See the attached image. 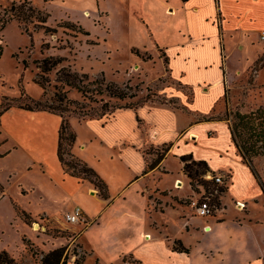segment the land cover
<instances>
[{"label":"crops","instance_id":"1","mask_svg":"<svg viewBox=\"0 0 264 264\" xmlns=\"http://www.w3.org/2000/svg\"><path fill=\"white\" fill-rule=\"evenodd\" d=\"M126 18L144 37L143 42L133 40L128 50L137 60L143 54L163 59L172 76L192 91L191 99L182 89L170 92L187 111L142 104L88 119L69 118L76 133L71 152L104 180L105 199L89 179L68 172L60 160L62 117L24 109L20 113L33 121L42 117L37 147L34 137L23 142L11 131L9 137H16L43 173L52 176L57 195L40 191L41 198L60 197L73 204L37 215L65 229V214L75 206L83 209L86 222L71 228L70 240L53 238L58 247L85 250L80 264H93V256L94 264H126L127 256L139 264H264V175L244 161L229 121L203 119L230 89L234 74L257 55L264 0H135L121 17L123 24ZM7 114L15 115L8 109L0 118L1 129ZM152 147L168 151L159 166L146 171ZM188 154L208 162L205 178L213 185L227 186L209 216L197 214L191 203L202 195L183 170L181 156ZM217 175L222 183L214 180ZM179 243L187 251L176 249ZM68 264H77L76 259Z\"/></svg>","mask_w":264,"mask_h":264},{"label":"rangeland","instance_id":"2","mask_svg":"<svg viewBox=\"0 0 264 264\" xmlns=\"http://www.w3.org/2000/svg\"><path fill=\"white\" fill-rule=\"evenodd\" d=\"M14 2L16 7L12 8ZM133 6L135 0H0V18L14 15L0 30V111L10 107L15 114H7L4 129L0 128V182L5 187L3 194L0 192V250L11 253L18 264H40L43 254L58 248L54 236L70 240L74 233L71 228L86 222H67L66 228L60 229L48 217L37 215L46 209L52 212L73 204L68 199L61 201L60 197L41 198L40 191H51V196L56 197L54 187L51 188L52 176L43 173L32 153L18 145L16 137L19 134L23 142L34 137L36 148L43 129L39 120L42 117L31 120L20 112L32 110L23 107L44 108L42 111L68 120L72 116L82 119L80 115H86L84 119L98 117L118 107L142 104L187 111L188 106L170 96V92L182 89L191 99L192 91L172 76L163 59L156 61L154 56L143 54L137 60L128 50L133 40L144 41L127 18L124 24L121 21ZM46 17L47 21L42 22ZM262 30L258 44L255 42L257 55L246 60V66L232 77L230 94L234 111L250 113L264 109ZM164 39L173 43L172 38ZM46 58L58 59L59 63L44 70L41 64ZM115 88L124 97L113 96ZM208 116L226 117L223 99ZM9 131L16 137H9ZM161 150L152 147L148 151L155 158ZM250 156L252 164L264 175V154L250 153ZM64 157L68 162L77 160L69 154ZM80 167L79 163L76 171ZM193 188L208 197L197 182ZM152 197H156L158 204L159 196L154 193ZM19 210L32 214L30 223L18 214ZM63 246L68 261L71 258L81 261L85 257V250L79 246ZM91 261L94 264L96 257ZM125 263L139 264L128 256Z\"/></svg>","mask_w":264,"mask_h":264},{"label":"trees","instance_id":"3","mask_svg":"<svg viewBox=\"0 0 264 264\" xmlns=\"http://www.w3.org/2000/svg\"><path fill=\"white\" fill-rule=\"evenodd\" d=\"M26 1V0H25ZM15 2L13 3L12 8H15ZM13 14L11 16H7L5 18H0V30H2L7 23H9L13 19ZM47 17L42 20V22H46ZM50 59H44L42 61L41 67L44 70H49L51 67L55 66L58 59L56 61ZM167 60V59H166ZM76 85V84H74ZM115 86V84H113ZM111 87V85H110ZM83 93L84 91L81 90ZM112 95L117 97H124V95L119 91L118 88L112 89ZM225 108H226V117L225 118H217L213 116H204V120L211 119H223L229 121L230 129L233 135V140L241 153L244 161L250 165L254 166L251 161L250 153H254L255 155L264 154V109L258 108L255 111H251L250 113H243L241 111H234L231 104V94L230 89L226 90V93L223 97ZM38 102L35 103L37 105ZM10 107L4 108L0 111V118L5 111H7ZM30 110H44V108L39 107H23ZM82 119L86 117V115H80ZM89 116V115H88ZM62 117L61 127L59 131V145H58V155L62 163L64 164L66 170L72 169L73 174H76L80 177L89 179L97 188H99L101 195L103 198H108L107 193V185L104 180L99 176V174L89 166L85 161L76 157L72 154L71 150L76 141V133L72 129L70 122L65 117ZM260 143V145H258ZM168 151V147L162 148L161 152L156 154V157L153 158L151 162L148 163L146 171H150L155 167L159 166V164L164 159L166 153ZM65 154L71 155L73 158L77 159L76 161H65ZM1 156V155H0ZM181 161L183 162V170L191 179V184L194 186V183L197 182L201 185L205 192L208 193V197H211V206L216 207L219 205V195L224 193L227 190V186H216L212 185L213 181L207 180L205 176L210 171V167L208 162L205 160H195L191 154L181 156ZM80 163L81 167L78 171L76 168ZM70 172V171H68ZM215 180V179H214ZM213 187H210V186ZM4 187L0 182V192H3ZM214 193H217L214 194ZM18 214H21L24 218V221L27 223L31 222V215L25 210L17 211ZM56 237V236H54ZM175 248L180 251H187V249L182 244H176ZM66 247H58L48 251L46 254H43L40 264H68L67 256H65ZM77 264H80V260H76ZM0 264H18L16 259L13 257L11 253L7 250H0Z\"/></svg>","mask_w":264,"mask_h":264},{"label":"built area","instance_id":"4","mask_svg":"<svg viewBox=\"0 0 264 264\" xmlns=\"http://www.w3.org/2000/svg\"><path fill=\"white\" fill-rule=\"evenodd\" d=\"M261 38L264 39V30L261 31ZM214 179L217 183H222L223 179L222 176L217 175L214 176ZM192 205L195 207V210L197 214L202 215V216H209L214 213L215 208L211 206L210 204V198L209 197H203L199 196L196 199L192 200ZM238 204L241 207H244L245 204L238 202ZM65 219L67 222L70 223H79V222H84L85 216H84V211L80 206H75L71 212H68L65 215Z\"/></svg>","mask_w":264,"mask_h":264}]
</instances>
